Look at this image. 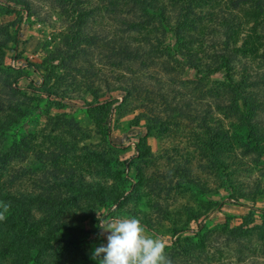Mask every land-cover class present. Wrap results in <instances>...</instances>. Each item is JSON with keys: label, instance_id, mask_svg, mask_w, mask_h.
<instances>
[{"label": "rangeland", "instance_id": "rangeland-1", "mask_svg": "<svg viewBox=\"0 0 264 264\" xmlns=\"http://www.w3.org/2000/svg\"><path fill=\"white\" fill-rule=\"evenodd\" d=\"M28 1L0 0L11 41L0 66V197L36 202L28 214L0 200V264H97L100 224L126 217L164 240L167 264H264V147L249 144L232 104L264 93L251 83L264 78L255 0H156L183 15L177 31L116 1L77 0L79 25L51 0ZM80 37L74 57L49 62ZM218 61L223 70L210 73Z\"/></svg>", "mask_w": 264, "mask_h": 264}, {"label": "trees", "instance_id": "trees-1", "mask_svg": "<svg viewBox=\"0 0 264 264\" xmlns=\"http://www.w3.org/2000/svg\"><path fill=\"white\" fill-rule=\"evenodd\" d=\"M20 4H23L28 9H30V3L28 0H17ZM116 1L117 5H120L124 8L126 13L128 14H135L136 18H144L149 22V19L153 16H159V20L164 24V28H168L169 31L178 30V26L181 23L180 18L183 16H178L174 14H170V16H167L169 13L167 11V5L161 4L157 5L156 0H108V2L113 4L112 2ZM250 0H237L233 3V6L238 3V5H244V3H248ZM54 4H58L59 8L63 11V13H66L67 16H71L76 20V23L79 25L80 22L83 23V16L86 14V10L81 7L79 2L77 0H51ZM176 1L172 0L171 3L175 6L177 3ZM186 7V4H184ZM254 6V18H257V21H260V18L264 19V0H255L253 3ZM171 9V7H170ZM169 9V10H170ZM118 11V10H117ZM184 15H192V12L194 13L193 9L187 7L184 11ZM231 13V12H228ZM174 15V16H173ZM178 16V17H176ZM226 16V15H224ZM171 17V18H170ZM175 17V18H174ZM176 19L177 22H175L174 25L171 24L172 19ZM223 23L222 27L226 28V32L230 31L232 28L229 24L234 23L233 21H228L226 17L222 18ZM264 21V20H263ZM236 26H239L237 24ZM259 26V24H257ZM177 27V28H176ZM4 26H0V66L3 64V56L5 55L4 49L8 47V44L10 41V37L7 36V32L3 29ZM217 28V27H216ZM4 30V31H3ZM218 29L214 30V33L217 34ZM88 37H80V39H67L64 41L65 46L58 48L53 54L49 62L52 64L54 62H59L60 64H64L65 61L69 58H72L75 56L76 52L79 51L78 42H83L84 40H87ZM13 41V40H12ZM125 45V43H123ZM130 48L127 45L123 46L122 53L123 56H133V54L130 53ZM213 48H219L218 45H214ZM226 52V50L224 51ZM224 55V54H223ZM117 56V55H116ZM225 56V55H224ZM226 57V56H225ZM137 55L133 57V59H136ZM220 58V56H219ZM2 62V63H1ZM224 62V61H223ZM225 62L220 63V61L216 62L215 64L210 65L208 68H210L209 72L214 71H222L224 68ZM256 77V78H255ZM255 80H252V85L259 84L264 82V78H259V76H254ZM251 85V86H252ZM254 93V92H253ZM262 95V96H258ZM256 98L259 100H256ZM251 100V101H250ZM250 100H243V105L239 106V104L232 103L235 105L238 110L241 112V121L242 125L246 128V139L248 140L249 144H255L257 147H264V131L260 128H263V124L259 125L256 124L257 122H262L261 120H264L260 113L264 112V93L261 91H256L255 94L251 95ZM232 105V106H234ZM260 112V113H259ZM256 122V123H255ZM3 131V127L0 125V133ZM86 194L88 196L92 195L90 191H87ZM44 197H42L40 200H42ZM0 200H3V202H10L11 204H19V202H24V204L21 205L23 211H27L29 214V211L31 210V207L36 202V199L34 198H25L20 199L16 198L14 196H7V197H0Z\"/></svg>", "mask_w": 264, "mask_h": 264}, {"label": "clouds", "instance_id": "clouds-1", "mask_svg": "<svg viewBox=\"0 0 264 264\" xmlns=\"http://www.w3.org/2000/svg\"><path fill=\"white\" fill-rule=\"evenodd\" d=\"M2 207L7 210L8 206ZM100 227L107 243L93 251L97 264H167L164 240L149 235L137 218H121Z\"/></svg>", "mask_w": 264, "mask_h": 264}]
</instances>
